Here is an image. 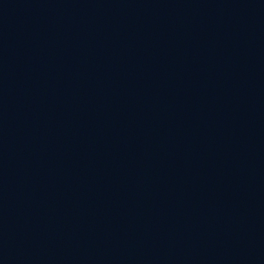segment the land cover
Segmentation results:
<instances>
[{
	"label": "water",
	"instance_id": "95a60500",
	"mask_svg": "<svg viewBox=\"0 0 264 264\" xmlns=\"http://www.w3.org/2000/svg\"><path fill=\"white\" fill-rule=\"evenodd\" d=\"M0 264H264V0H0Z\"/></svg>",
	"mask_w": 264,
	"mask_h": 264
}]
</instances>
